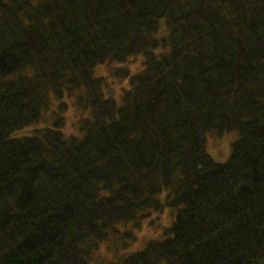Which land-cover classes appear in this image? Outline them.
I'll return each mask as SVG.
<instances>
[{
    "label": "trees",
    "instance_id": "obj_1",
    "mask_svg": "<svg viewBox=\"0 0 264 264\" xmlns=\"http://www.w3.org/2000/svg\"><path fill=\"white\" fill-rule=\"evenodd\" d=\"M137 57L122 102L103 96L91 69ZM65 78L73 135L55 111L73 103ZM231 132L215 163L207 136ZM165 209L162 240L127 251ZM101 250L264 264V0H0V264H101Z\"/></svg>",
    "mask_w": 264,
    "mask_h": 264
},
{
    "label": "rangeland",
    "instance_id": "obj_2",
    "mask_svg": "<svg viewBox=\"0 0 264 264\" xmlns=\"http://www.w3.org/2000/svg\"><path fill=\"white\" fill-rule=\"evenodd\" d=\"M98 69L100 70V74L102 73L100 77H102L103 80V95L105 97H111V99L115 100L116 102H122L121 95L123 91L128 89L129 77L139 73L142 69V64L141 59L137 57L124 64L113 63L112 65H102L98 66ZM116 70H119V76L115 75ZM62 111V115L67 116L64 132L69 133V135H73L77 132H74V130L79 115L74 110L72 102L68 101L65 102ZM236 138L237 135L235 132L227 133L222 136L209 134L207 136L206 153L215 163H225L230 155V147L235 142ZM169 213L170 210L165 209V212L161 217V221H153V219H155V215H153L152 218L146 220L143 223V226H141V230L137 231V234H135L134 242L127 244L126 250L130 252H138L149 241L162 240L163 231L167 227L166 224L168 222L167 217L169 216ZM114 243H117V241L113 240V242L109 245H113ZM103 248H105V246H103L102 249ZM101 253L102 257L105 258L101 264H112L118 261V259L122 256L120 252L113 254L112 252L110 253L108 251L101 250Z\"/></svg>",
    "mask_w": 264,
    "mask_h": 264
},
{
    "label": "bare ground",
    "instance_id": "obj_3",
    "mask_svg": "<svg viewBox=\"0 0 264 264\" xmlns=\"http://www.w3.org/2000/svg\"><path fill=\"white\" fill-rule=\"evenodd\" d=\"M260 43V42H259ZM139 58V57H138ZM132 60V59H131ZM141 64H142V59H141ZM102 72V71H101ZM102 74V73H101ZM100 70L98 69V67H93V69H91V72L89 73V75L92 77V78H95V79H98V78H102L100 77ZM61 82L65 85V87L67 88V90L65 91V94L63 97H66V98H69L73 101V106H77L78 107V104H79V97L81 96L80 93L74 89L72 86H71V83L69 82V80L67 78L65 79H62ZM102 89H103V86H102ZM103 94V93H102ZM104 96V95H103ZM68 101V102H71L70 100H66L65 99V102ZM75 103V105H74ZM116 103H120V102H116ZM41 108L39 110V113L41 114V116H43V118L48 122L50 123V119H52V112L51 108H48L43 102L41 103ZM57 111V110H56ZM58 113L61 114L62 116V119H63V122L65 123L64 124V127L66 125V118L67 116H64L62 115V112L63 111H57ZM63 127V131L65 130V128ZM76 130H74L75 132ZM165 212V211H164ZM158 213L155 215V220L156 221H161V217L163 216V213ZM168 218V222H167V227L164 229L163 233L165 231H167L171 225V222H172V219H173V216H172V213H169V216L167 217ZM161 224V223H159Z\"/></svg>",
    "mask_w": 264,
    "mask_h": 264
}]
</instances>
